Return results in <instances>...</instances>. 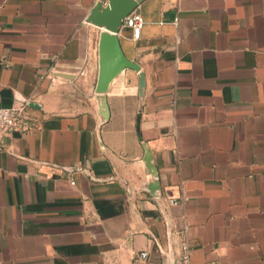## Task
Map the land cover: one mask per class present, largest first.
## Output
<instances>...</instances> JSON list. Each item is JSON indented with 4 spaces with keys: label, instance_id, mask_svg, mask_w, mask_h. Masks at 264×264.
<instances>
[{
    "label": "crops",
    "instance_id": "1",
    "mask_svg": "<svg viewBox=\"0 0 264 264\" xmlns=\"http://www.w3.org/2000/svg\"><path fill=\"white\" fill-rule=\"evenodd\" d=\"M97 1L0 0V108L31 125L0 132V264H180L184 238L191 264H264V0L142 3L118 37L144 92L125 70L106 121Z\"/></svg>",
    "mask_w": 264,
    "mask_h": 264
},
{
    "label": "water",
    "instance_id": "2",
    "mask_svg": "<svg viewBox=\"0 0 264 264\" xmlns=\"http://www.w3.org/2000/svg\"><path fill=\"white\" fill-rule=\"evenodd\" d=\"M147 0H98L89 10L86 21L100 29L98 39V74L94 88L95 100L100 117L108 120V107L106 94L114 79L121 75L125 70H132L139 75L138 91L142 96L145 88V77L138 64L130 61L125 56L118 33L125 17L136 11L139 6ZM56 75L66 80L75 78L72 74L58 72ZM144 165L146 173L151 175L152 182L148 184L146 190L152 195L157 196L158 187L157 173L152 165V158L149 150L143 144ZM164 264H178L177 260L166 261Z\"/></svg>",
    "mask_w": 264,
    "mask_h": 264
},
{
    "label": "built area",
    "instance_id": "3",
    "mask_svg": "<svg viewBox=\"0 0 264 264\" xmlns=\"http://www.w3.org/2000/svg\"><path fill=\"white\" fill-rule=\"evenodd\" d=\"M123 27L131 31V36L134 41L139 40L141 32L144 26V20L140 13L134 11L125 17ZM28 102L24 101L21 104L10 108H0V132L8 134L13 131H28L31 128L30 119L27 113ZM71 185L74 183L71 182ZM187 198H182L181 203L187 202ZM179 202L170 201L169 205L175 206ZM147 252L143 251L139 254L136 261L145 260L147 258ZM191 249L186 238L180 243V264H191ZM220 264V263H209Z\"/></svg>",
    "mask_w": 264,
    "mask_h": 264
},
{
    "label": "rangeland",
    "instance_id": "4",
    "mask_svg": "<svg viewBox=\"0 0 264 264\" xmlns=\"http://www.w3.org/2000/svg\"><path fill=\"white\" fill-rule=\"evenodd\" d=\"M89 99H94V102H95V105H96L94 89L91 91V94L89 95ZM96 106H97V105H96Z\"/></svg>",
    "mask_w": 264,
    "mask_h": 264
}]
</instances>
